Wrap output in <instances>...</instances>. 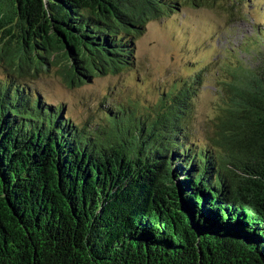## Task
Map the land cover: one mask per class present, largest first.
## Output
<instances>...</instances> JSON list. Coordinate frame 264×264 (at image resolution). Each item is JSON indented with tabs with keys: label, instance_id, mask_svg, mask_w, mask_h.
Listing matches in <instances>:
<instances>
[{
	"label": "trees",
	"instance_id": "16d2710c",
	"mask_svg": "<svg viewBox=\"0 0 264 264\" xmlns=\"http://www.w3.org/2000/svg\"><path fill=\"white\" fill-rule=\"evenodd\" d=\"M220 1L0 0V264H264V25L203 141L193 62L156 101L110 93L80 120L31 86L63 58L80 84L132 73L139 87L148 24Z\"/></svg>",
	"mask_w": 264,
	"mask_h": 264
},
{
	"label": "rangeland",
	"instance_id": "374dc122",
	"mask_svg": "<svg viewBox=\"0 0 264 264\" xmlns=\"http://www.w3.org/2000/svg\"><path fill=\"white\" fill-rule=\"evenodd\" d=\"M220 2L222 7L212 5L199 9L187 5L180 16H174L166 25L157 21L148 24L137 42V70L143 79L139 87L133 83L132 73L110 79V84L103 79L80 84L70 61L63 58L61 69L43 75L31 86L44 94L47 103L67 104L65 115L80 120L87 106L95 107L98 100L107 102L110 93L128 99L142 90L148 92L150 100L156 101L161 87L189 76L191 69L187 65L193 62L197 65L192 74L207 68L205 85L196 101V121L192 122L193 135L206 140L214 136L217 121L226 111L227 100L231 99L226 92L231 78L239 72L237 76L242 74V78L238 81H245L247 68L256 62L251 44L255 43L258 27L264 25V0H251L252 4L249 1L248 9L234 5L231 0ZM31 59L37 63L35 58ZM1 66L0 63V74Z\"/></svg>",
	"mask_w": 264,
	"mask_h": 264
},
{
	"label": "water",
	"instance_id": "95a60500",
	"mask_svg": "<svg viewBox=\"0 0 264 264\" xmlns=\"http://www.w3.org/2000/svg\"><path fill=\"white\" fill-rule=\"evenodd\" d=\"M2 179H1V175H0V184H2ZM170 186H171V190H172V193L175 195V197H176V200L178 201V203L181 205V206H183V210H182V213H184V208L186 207L185 206V201H184V199H183V197L181 196V194H180V190H179V188H178V183H177V181L174 179V178H171L170 179ZM2 186H3V184H2ZM5 187V186H4ZM181 212V211H180ZM183 226H185V225H183ZM186 228H188L187 226H185ZM189 235H190V238L191 239H193V234L189 231V233H188ZM194 248H195V250H196V252H197V255H199V256H202L203 254L201 253V251H200V248H199V244L198 243H196L195 242V240H194ZM209 256V255H208ZM208 259H207V261H208V263L209 264H211L210 262H211V260H210V257H207Z\"/></svg>",
	"mask_w": 264,
	"mask_h": 264
}]
</instances>
